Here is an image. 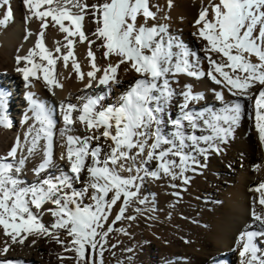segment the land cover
Segmentation results:
<instances>
[{"label": "snow or ice", "instance_id": "1", "mask_svg": "<svg viewBox=\"0 0 264 264\" xmlns=\"http://www.w3.org/2000/svg\"><path fill=\"white\" fill-rule=\"evenodd\" d=\"M24 2L29 12L25 23L33 18L40 22L34 47L26 55L15 57L16 71L24 81L39 79L42 74L49 86L63 87L54 78L55 65L63 60L67 67L70 58L75 73L83 80L85 73L74 58L75 40L70 39L78 36L81 43L89 44L92 70L86 73L85 89L93 88L95 82V87L103 91L77 97L79 104L62 101L59 105L63 123L59 161L66 165L63 169L54 153V110L33 93L26 94L28 110L22 122L28 127L23 142L17 137L9 151L0 155V230L8 238L0 255L7 254L12 244H23L28 236H47L66 253L74 252L76 264H97L95 257L98 252L102 257L112 225L124 218L135 219L125 217L134 203H148L141 196L144 180L169 177L189 183L186 173L207 166L200 158L207 161L210 153L223 151L221 145L228 143L244 114L242 101L251 102L248 118L254 120L264 143V0H209L194 21L193 35L204 42L203 57L172 35L166 24H149L157 20L159 11L150 0H97L91 5L86 0ZM0 8L5 9L0 26L6 27L12 19L10 0H0ZM85 14H90L96 25L93 40L83 31ZM49 26L65 34L66 43L56 42L54 52L44 43ZM25 31L27 40L32 33L27 28ZM97 40L98 47L105 50L104 59L117 58L103 70L91 51ZM202 61L208 64L206 72L201 68ZM122 64L134 70L138 78L115 103H105L111 95L110 85L120 83L117 73ZM98 72L102 75L97 76ZM177 74L207 77L221 86L222 90H213L216 99L223 102L220 110H194L204 97L186 85L180 93L182 101L175 105L178 115L171 116L175 92L170 81ZM257 85L258 90L253 91ZM224 90L236 100L225 101ZM6 96L0 90V126L11 127ZM77 123L87 135L70 134ZM34 159L37 162L32 172L37 179L28 183L23 172ZM53 168L58 174H49ZM259 168L254 166V170ZM249 191L258 193L252 198L251 219L259 228L240 231L235 250L239 264H264V246L259 244L264 239V182ZM174 194L179 196L178 192ZM118 203V212L109 224ZM135 211L140 213L142 209L137 207ZM45 215L52 217L48 225L43 222ZM0 264L18 262L0 260Z\"/></svg>", "mask_w": 264, "mask_h": 264}, {"label": "bare ground", "instance_id": "2", "mask_svg": "<svg viewBox=\"0 0 264 264\" xmlns=\"http://www.w3.org/2000/svg\"><path fill=\"white\" fill-rule=\"evenodd\" d=\"M96 2L97 0H86L89 5ZM208 4L209 0H170L169 6V0H150V5H157L159 11L157 20L149 21V24H166L172 35L203 57L201 48L204 42L193 35L196 32L194 21L202 8ZM10 7L12 19L8 21L6 27L0 26V90L7 93L6 114L12 126H0V155H5L9 151L17 137L23 142L28 127L22 122L28 110L25 97L31 92L36 99L54 110L53 114L57 121L54 153L57 165L63 169L66 165L59 161V154L63 150L59 147L61 143L59 130L63 127L59 105L62 101L79 104L81 101L77 97L103 91L102 87H95V82L93 88L85 89L88 83L86 73L92 70L87 55L89 44L88 41L81 43L78 36L70 38L75 40L74 58L79 63L81 71L85 73L83 80L75 73L72 67L73 59L70 58L67 67L64 66L63 60H58L55 65L54 78L63 87L49 86L43 80L42 74L39 79L30 78V82H26L22 74L16 71L18 65L15 57L18 54L26 55L28 50L34 47L36 34L40 31V22L33 18L25 23V17L29 12L24 0H10ZM152 10L157 9L153 7ZM4 11V8H0V18L3 17ZM82 24L88 39H95L91 34L95 31L96 25L92 22L90 14H85ZM26 28L32 33L27 40ZM64 36L58 27L49 26L45 30L44 43L54 52L56 42H60L61 45L66 43ZM99 44V40L92 44L91 51L95 54V63L103 70L109 63L114 64L117 58L112 56L108 60L104 59L105 50L98 47ZM62 51L66 52L67 49L62 47ZM36 59L38 60V57ZM201 68L205 72L208 70L206 61H202ZM100 75L102 72L97 73V76ZM137 78L134 70L127 64H122L117 73L120 83L110 85L111 95L105 103H115ZM170 82L175 92L170 107L171 116L178 115L175 105L182 101L180 93L186 90V85H191L193 92L204 97L193 106L194 110L219 111L223 106V102L217 100L213 92L222 90L221 86L212 83L207 77L196 79L177 74ZM258 88L257 85L253 91H257ZM11 99H14V107L9 103ZM224 100L234 101L236 98L224 90ZM242 103L244 114L235 126L228 143L221 145L223 151L219 154L210 153L207 161L200 158L201 163H206L207 166L197 169L196 172L186 173L190 177L189 183L183 184L169 177L144 180L141 196L146 197L148 203L145 205L134 203L125 213V217L134 216L135 219L124 218L112 225L115 226L114 234L110 232L106 241L111 239L109 247L112 248L113 254L102 264H239L238 250H235L238 233L246 228L248 230L259 228L251 219L252 198L257 197L258 193L249 189L264 182V143L259 139L254 120L248 118V113L252 110L251 102L245 100ZM73 115L76 116L78 113ZM70 134L87 135L79 123L73 126ZM36 162L34 159L25 166L23 179L28 183L36 182L37 178L32 172ZM255 165H260L259 170H254ZM49 174H58L57 168L51 169ZM173 184L178 187H172ZM177 192L179 196L174 194ZM137 207L141 208L142 212H136ZM118 209L119 203L113 209L109 224L112 223ZM259 210L260 206L257 205V211ZM51 220L52 217L49 215L43 217L46 225ZM60 238L65 237L61 234ZM6 239L8 238L0 230V249L4 247ZM259 244L264 246V239H260ZM0 260H11L18 264H76L74 252L66 253L60 244L47 236H28L23 244H12L7 254L0 255Z\"/></svg>", "mask_w": 264, "mask_h": 264}, {"label": "rangeland", "instance_id": "3", "mask_svg": "<svg viewBox=\"0 0 264 264\" xmlns=\"http://www.w3.org/2000/svg\"><path fill=\"white\" fill-rule=\"evenodd\" d=\"M114 231H115V226L113 227V231L111 232L112 235L114 234ZM110 242H111V239H109L108 241H106L104 243L102 257L99 255V252L97 253V255L95 257L97 264H100L101 260H102V262H105L112 257L113 252H112V248L109 247Z\"/></svg>", "mask_w": 264, "mask_h": 264}]
</instances>
